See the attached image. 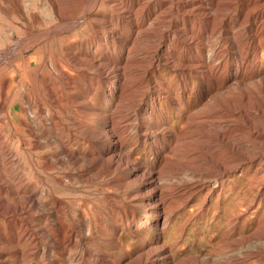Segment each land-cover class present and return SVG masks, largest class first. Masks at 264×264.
I'll list each match as a JSON object with an SVG mask.
<instances>
[{
  "label": "bare ground",
  "instance_id": "6f19581e",
  "mask_svg": "<svg viewBox=\"0 0 264 264\" xmlns=\"http://www.w3.org/2000/svg\"><path fill=\"white\" fill-rule=\"evenodd\" d=\"M240 1L0 0V257L16 264H57V257L121 264L132 247L121 233L141 229L155 244L138 247L124 264H213L209 257L181 259L182 239L167 246L164 209L169 198L186 205L210 179L264 161V151L232 144L226 121L216 118L249 116L246 124L264 138V126L250 123L264 118V77L253 82L257 96L247 83L263 65L253 58L264 42V0ZM214 38L225 48L211 47ZM166 66L176 89L169 80L154 81ZM221 73L244 100L255 97L250 111L220 103L183 115L177 133L160 132L161 107L178 116L192 96L206 107ZM137 148L145 155L134 165ZM188 157L194 162L182 164ZM75 185L84 186L81 202L72 196ZM218 219L229 229L228 216Z\"/></svg>",
  "mask_w": 264,
  "mask_h": 264
},
{
  "label": "rangeland",
  "instance_id": "374dc122",
  "mask_svg": "<svg viewBox=\"0 0 264 264\" xmlns=\"http://www.w3.org/2000/svg\"><path fill=\"white\" fill-rule=\"evenodd\" d=\"M243 1L245 0H241L240 2ZM152 3H155V1ZM38 7L39 9L43 8L41 5ZM215 15H217V12ZM256 20L259 21L260 18L256 17ZM0 25L4 26L5 23L0 22ZM231 27L232 25H230V28ZM119 34L125 36L127 30H121ZM209 42L211 47L213 46L217 50L225 48L217 38L210 39ZM254 50L257 54L253 59L258 61L257 63L263 65H259L254 69L255 74L247 83L249 89L257 96L259 93L253 85V82L259 81L264 77V42L259 43ZM211 51L212 49H206L208 53ZM103 55L104 54L97 55L95 58L100 60ZM199 58L203 59L204 55H200ZM154 69H152V71L156 72L157 70ZM159 74L160 75L157 77L158 79H154V81L157 82L159 79L161 81L169 80L172 83V87L176 89V76L169 72L168 66L159 69ZM246 75L247 71H244L240 77H245ZM223 77L224 73H221L220 83L216 86L215 90L217 95L208 101L206 107L201 106V103L198 105L195 104L194 96L189 98V103L183 104V113L178 114V116L172 108L167 106L161 107L162 112L166 111L164 114L165 120L155 118L157 120L156 123L160 124V132L166 130V132L170 131L177 133L181 126L179 124V119L183 115L191 114L196 110H199V113L213 111L217 109L220 103L229 104L234 107L243 105L246 111L247 109L250 111L255 97L248 94L249 97L244 100L241 90L233 83H224ZM160 84L163 83L160 82ZM196 87L197 83H193L194 90L197 89ZM229 89L232 91L231 94L227 93ZM209 91L212 90L210 89ZM247 91L248 93L251 92L249 90ZM184 97L187 98L188 94ZM100 98L101 91L98 90L89 101L95 104ZM249 111L248 114L250 115L251 112ZM216 118H218L217 122L226 121V125L229 126L228 132H230L232 144H238L239 146L251 145L260 152L264 151V138L257 139L256 133L246 124L249 116L246 117L247 120L245 121L243 118L237 119L232 114H227L226 117H223L224 119L218 114ZM202 121L204 120H201V124L199 125L200 128L202 127ZM164 122L166 123L164 124ZM250 123L252 125L264 126V118L251 117ZM90 128H95V125H90ZM134 145H136V143H134ZM182 146L184 147L185 145ZM130 149V147H127V150ZM85 153L86 152H84V154ZM135 153L132 163L134 165L142 163L145 151H138L137 148ZM224 160L225 157L223 156L218 158V162ZM193 162L192 157H188L182 164L188 165ZM202 166L203 164L201 167ZM203 168L212 171L214 167L207 163ZM183 179L187 181L188 177L184 176ZM71 193L77 201L81 202L80 199L84 196V186L75 185V187L71 189ZM44 204L46 205L48 203L44 202ZM205 209H207V212H204ZM137 212L140 214L139 211ZM164 212L166 215L170 216L168 222V238L166 239L167 246H173L174 242L178 239L184 240L176 246L182 251V255L180 256L181 259L188 260L193 256H198L200 260L205 261V259L209 257L213 264H223L227 259L240 257L242 254L246 253L249 257L245 264H264V257H260L257 254L260 250L264 251V161L262 158L257 157L253 164H246L242 169L234 171L227 177L218 179L217 181L214 178L210 179L208 185L196 194L194 201L187 202L186 205L183 204V199L179 198V196L177 198H169L166 201ZM223 215L231 219L229 229L224 228V224L218 219ZM67 224L70 225L69 222ZM49 230L48 227V231ZM141 233V229H137V231L131 235L121 233L120 238L122 241H125V239L132 241L130 242L132 243V247L128 250V254L121 264L133 260L136 252L139 251L137 250L138 247L142 246L143 248L140 249L145 251L154 246L155 243L153 242L154 237L152 234L149 233L147 238L144 239ZM30 243H28L27 246H21V251H25L27 247H32L35 241H31ZM51 255L56 257L57 254ZM77 257L78 255L76 254L75 258ZM71 261L72 260L67 261L58 257L55 260L57 264L70 263ZM71 263L76 264L77 262L73 260ZM0 264H16V262L12 261L9 256H2L0 257Z\"/></svg>",
  "mask_w": 264,
  "mask_h": 264
}]
</instances>
